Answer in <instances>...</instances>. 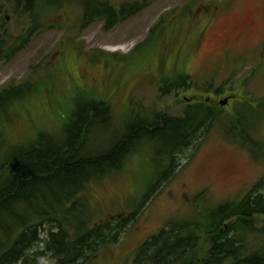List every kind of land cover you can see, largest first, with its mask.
I'll list each match as a JSON object with an SVG mask.
<instances>
[{
    "label": "rangeland",
    "instance_id": "obj_1",
    "mask_svg": "<svg viewBox=\"0 0 264 264\" xmlns=\"http://www.w3.org/2000/svg\"><path fill=\"white\" fill-rule=\"evenodd\" d=\"M110 1L119 5L145 0ZM146 1L150 3L147 8L109 31L104 30L102 22L80 29L81 10L69 6L48 20L51 27L16 57L0 61V89L26 81L44 84L40 92L17 108L18 117L6 129L13 143L25 145L40 131L60 130L73 104L90 102L91 96L110 102L112 119L106 129L97 130L90 139L89 152L108 150L138 117L151 119L163 113L179 116L187 106L185 97L212 96L227 113L242 101L232 99L222 107L219 99L233 94L254 100L264 97V63L260 56L264 18L257 17L256 27L250 31L243 29L249 24L247 15L254 6L264 5V0H235L228 19L238 28L227 37L232 40L245 32L236 43L244 49L238 54L227 51L220 71L218 65L205 63L222 57L224 51L217 40L207 36L199 49L193 52V48L200 31L196 17L201 3L226 0ZM3 2L0 0V6ZM1 13L0 34L3 16H10ZM7 21L9 28H14L11 16ZM259 44L262 48L254 50ZM182 74L192 82L162 94L161 89ZM221 92L225 94L217 96ZM251 104L263 117L255 133L256 158L250 146L229 141L216 126L201 131L183 153L176 155V174L162 183L118 241L103 248L89 264H133L138 248L166 224L192 217L196 196L201 192L207 193L210 207L245 196L264 177V104ZM146 141L120 172L92 183L86 193L92 225L110 222L114 226L135 214L168 174L169 162L161 154V143L156 139ZM46 229L49 227L40 230V247L47 237Z\"/></svg>",
    "mask_w": 264,
    "mask_h": 264
},
{
    "label": "trees",
    "instance_id": "obj_2",
    "mask_svg": "<svg viewBox=\"0 0 264 264\" xmlns=\"http://www.w3.org/2000/svg\"><path fill=\"white\" fill-rule=\"evenodd\" d=\"M149 4L146 0L119 5L110 0H4L0 13H9L15 26L10 29L3 16L0 61L16 57L51 27L48 20L69 6L81 10L80 29L102 22L109 31ZM58 27L63 26L59 23ZM261 54L264 63V47ZM192 80L187 74L178 75L161 92L181 89ZM43 85L26 81L0 89V264L94 262L101 250L116 243L138 218L162 183L176 174V155L183 153L201 131L216 126L229 141L250 146L256 158L255 133L263 117L251 102L264 104V97H244L228 113L201 102L187 105L179 116L163 113L151 119L138 117L108 150L89 152L90 139L97 130L106 129L112 119L110 102L90 94L92 101L73 104L60 130L40 131L27 144L17 145L6 129L18 117L19 105L40 92ZM235 96L234 101L240 100L238 94ZM147 139L161 143V154L169 162L168 174L135 214L114 226L110 222L92 225L86 194L92 183L120 172ZM45 227L49 229L40 247V230ZM133 264H264V177L241 199L212 207L207 193H199L192 217L166 224L138 248Z\"/></svg>",
    "mask_w": 264,
    "mask_h": 264
},
{
    "label": "flooded vegetation",
    "instance_id": "obj_3",
    "mask_svg": "<svg viewBox=\"0 0 264 264\" xmlns=\"http://www.w3.org/2000/svg\"><path fill=\"white\" fill-rule=\"evenodd\" d=\"M234 3L235 0L220 1L219 3L216 2L207 3V4L201 3L200 8L198 9V15L196 17L199 18L197 19V22L199 23L200 31L195 36V47L193 48V52L201 47L203 40H205L207 36H210L213 39L217 40V44L220 47L219 49H223L224 51L222 57L215 58L214 60H210L205 63H212L214 65H218L220 68L218 71L223 69V61H224L223 56L227 51H233L237 54L243 53L242 50L244 49V47L239 48V46H236V43L240 38H242L245 32L250 31L251 28L253 29L256 27L257 17L264 18V5L254 6L250 15H247V18L249 20L248 26H245L243 28V29L248 28V30H246L243 34L236 36L231 40L230 36L227 37L228 34L231 31L233 32L238 28V26L234 23V21H230L228 19L229 14L234 9ZM219 25H223V26L218 27ZM176 28H178V26H176L172 30H176ZM223 35H225L224 39L222 38ZM262 43L264 44V42ZM259 48H262L260 44L255 46L254 50H258ZM260 56L262 57L261 53ZM199 96L200 95H194L189 98L185 97L183 102L186 103L187 105H195L197 103L206 102L208 104L211 105L213 104L219 107L217 105L218 103L217 100L213 99L212 96L208 97V99H205V97L204 99H202ZM217 96H222V94H219ZM238 96L240 100L244 98L243 96H241V94H238ZM230 103L231 100L229 104Z\"/></svg>",
    "mask_w": 264,
    "mask_h": 264
},
{
    "label": "water",
    "instance_id": "obj_4",
    "mask_svg": "<svg viewBox=\"0 0 264 264\" xmlns=\"http://www.w3.org/2000/svg\"><path fill=\"white\" fill-rule=\"evenodd\" d=\"M6 19L9 20L10 17L6 16ZM235 97H236L235 94H233V95H230V96L225 97L223 99H220L219 100V105L222 106V107H225V106L229 105L230 100L234 99Z\"/></svg>",
    "mask_w": 264,
    "mask_h": 264
}]
</instances>
